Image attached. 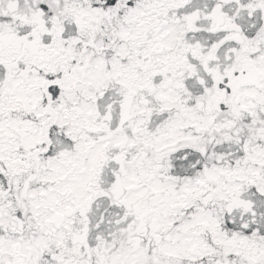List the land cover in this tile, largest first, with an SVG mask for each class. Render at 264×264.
I'll return each mask as SVG.
<instances>
[{"label": "snow or ice", "instance_id": "snow-or-ice-1", "mask_svg": "<svg viewBox=\"0 0 264 264\" xmlns=\"http://www.w3.org/2000/svg\"><path fill=\"white\" fill-rule=\"evenodd\" d=\"M0 264H264V0H0Z\"/></svg>", "mask_w": 264, "mask_h": 264}]
</instances>
